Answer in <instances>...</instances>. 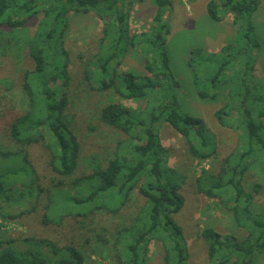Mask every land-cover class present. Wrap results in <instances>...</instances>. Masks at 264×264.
<instances>
[{
    "label": "trees",
    "instance_id": "trees-1",
    "mask_svg": "<svg viewBox=\"0 0 264 264\" xmlns=\"http://www.w3.org/2000/svg\"><path fill=\"white\" fill-rule=\"evenodd\" d=\"M140 1L0 0V29H21L39 16L36 30L26 43L34 67L23 75L27 109L8 128L4 127L18 149L0 147V163L6 164L0 166V221H13L17 217L10 214L11 208L26 207L24 201L37 202L45 193L37 185L39 179L29 161L28 148L43 147L48 152L51 171L63 179L69 180L79 166L80 146L66 114L71 83L64 38L70 13L93 14L103 24L102 36L97 61L92 63L97 66L96 75L86 67L85 82L95 85L99 92L111 90L125 100L158 97L143 112L115 102L100 108L99 122L121 132L126 139L116 144L114 157L107 165L99 164L92 173L69 180L80 193L71 196L62 191V181L46 191L50 196L45 211L52 212L56 221L46 216L44 223L52 221L59 225L65 216L88 217L98 211L117 214L137 191L145 203L128 226L122 225L116 233V242L120 243L116 264H148L151 242L161 244L163 264H188L186 240L174 218L184 204L180 193L184 177L168 166L169 151L160 142L157 124L165 123L178 133L196 159L208 160L216 153V147L203 119L183 113L174 93L178 82L170 67L167 48L170 27L164 17L172 1L150 0L157 10L150 31L131 34L129 8ZM260 2L209 0L206 5L209 18L219 22L224 18L221 14L232 16L235 39L218 53L193 50L188 62L194 70L200 59L204 71L209 72L204 88L198 83L203 77L195 74L200 99L214 101L222 86L229 83V103L218 109L214 117L221 127L240 130V138L245 142L240 153L223 160L217 176L203 171L195 180L197 189L207 197L222 203L229 201L236 224L246 231L245 237L239 239L221 235L212 228L202 229L198 237L206 245L209 264H252L254 255L264 249V206L257 213L251 211L261 186L254 184L247 191L242 184L249 169L247 160L260 153L259 164L264 165V129L260 123L264 118V98L258 97L254 75L255 53L260 43L250 20ZM128 52L139 54L146 74L118 71ZM3 111H11L8 104L0 108V115ZM122 238L125 240L121 244L118 241ZM14 242L0 241V264L85 262L81 252L71 246L58 250L47 240L27 239L22 241L27 248L20 251Z\"/></svg>",
    "mask_w": 264,
    "mask_h": 264
},
{
    "label": "rangeland",
    "instance_id": "rangeland-1",
    "mask_svg": "<svg viewBox=\"0 0 264 264\" xmlns=\"http://www.w3.org/2000/svg\"><path fill=\"white\" fill-rule=\"evenodd\" d=\"M171 1L172 6L164 17L170 27L167 37L170 67L178 82L174 93L183 113L203 119L212 136L211 143L215 145L216 153L208 160L196 159L190 155L185 140L169 125L159 123L157 128L162 146L169 151L168 166L184 177L180 191L184 204L174 218L182 228L186 240L189 251L188 264H209L206 245L198 237L202 229L212 228L221 235H233L239 239L245 237L246 231L236 224L230 202L222 203L219 199L207 197L197 189L195 180L203 171L217 176L223 160L231 154L240 153L245 142L240 138V130L223 128L214 117L218 109L229 103V83L222 86L214 101L200 99L197 95L200 86L195 82V74L203 77L198 83L203 84L201 88H204L209 72L204 71L205 66L200 59L194 70L189 67L188 62L193 50L200 49L214 54L232 43L236 27L232 25L231 15L221 14L224 18L219 22L209 18L206 12L209 0ZM156 11L150 0H141L131 5L128 20L131 34L150 31ZM250 20L254 26V36L260 43V49L255 53L254 75L258 84V97L264 98V0H261ZM68 21L64 48L68 54L71 84L67 90L69 105L66 114L71 119L80 146L79 166L69 179L73 180L92 173L94 167L99 164L102 167L107 165L114 157L116 144L126 139L121 132L99 122L100 108L115 102L134 111L143 112L155 104L158 96L152 95L139 101L125 100L111 90L99 92L95 85L90 86L85 82L86 67L92 73L97 68L92 63L97 61L103 24L93 14L70 13ZM38 22L39 16L18 30L6 27L0 29V108L8 104L11 110L3 111L0 115V147L3 149H18L4 127L8 128L13 120L24 114L27 109V98L22 90L23 75L34 67L28 56L26 43L34 34ZM89 64L91 66H88ZM118 71L146 74L143 60L135 52L126 54ZM95 75L96 73L93 76ZM260 123L264 129V118L260 119ZM28 155L39 179L37 185L43 188L45 193L40 195L37 202L24 201L27 203L26 207L21 205L10 209V214L17 218L10 222L0 221V241H15L14 246L22 251L27 248L23 240H47L58 250L67 246L74 247L84 256V264H116L115 255L120 250L116 233L122 225L128 226L131 217L144 205V198L137 191L133 192L126 208L117 214L98 211L88 217L65 216L59 225L52 221L44 223L46 216L49 220L56 221L52 212L45 211L50 196L46 191L53 187L54 183L62 181V191L70 193L71 196L80 192L70 185L69 180L51 171L48 164L49 155L43 147L31 146L28 148ZM260 160V153L253 160H247L249 169L242 178L243 187L247 191H251L254 184L261 186L251 206L253 213H257L264 206V165L259 164ZM4 164L1 162L0 166ZM70 207L76 209L73 204ZM124 240L122 238L118 242L122 244ZM149 248L148 264H163L161 244L151 242ZM252 264H264V249L254 255Z\"/></svg>",
    "mask_w": 264,
    "mask_h": 264
},
{
    "label": "built area",
    "instance_id": "built-area-1",
    "mask_svg": "<svg viewBox=\"0 0 264 264\" xmlns=\"http://www.w3.org/2000/svg\"><path fill=\"white\" fill-rule=\"evenodd\" d=\"M2 223V222H1Z\"/></svg>",
    "mask_w": 264,
    "mask_h": 264
}]
</instances>
